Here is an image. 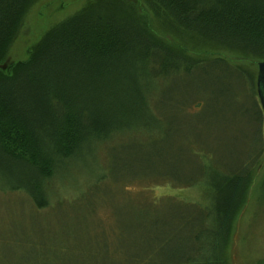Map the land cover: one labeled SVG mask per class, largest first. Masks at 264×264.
Instances as JSON below:
<instances>
[{
    "label": "trees",
    "instance_id": "1",
    "mask_svg": "<svg viewBox=\"0 0 264 264\" xmlns=\"http://www.w3.org/2000/svg\"><path fill=\"white\" fill-rule=\"evenodd\" d=\"M41 1L0 0V194L22 192L37 211L31 217L20 202L2 199L0 237L20 241L33 237L40 221L63 224L66 216H78L72 229L96 242L85 264H231L251 167L264 147L249 157L244 172H219L215 182L201 186L206 205L145 190L116 197L100 183L112 167L107 149L140 126L124 125L115 114L126 107L122 94L135 67L140 73L150 57L156 63L162 48L187 56L184 41L192 40L195 52L221 55L216 59L255 85V75L237 64L258 67L264 60V0H89L30 44L32 31L27 57L12 60V46ZM140 100L139 109L149 114V97ZM94 191L103 197H93ZM67 193L84 204L80 211L79 205L58 210ZM99 202L109 207L113 224L97 217Z\"/></svg>",
    "mask_w": 264,
    "mask_h": 264
},
{
    "label": "rangeland",
    "instance_id": "2",
    "mask_svg": "<svg viewBox=\"0 0 264 264\" xmlns=\"http://www.w3.org/2000/svg\"><path fill=\"white\" fill-rule=\"evenodd\" d=\"M87 1L42 0L40 6L28 14L21 40L12 46L10 58L25 59V47L32 31L30 44L53 24L81 9ZM47 3L50 7L42 10L41 5ZM168 37L176 41L174 35ZM187 42L183 45L189 51L187 56L177 49L162 48L156 63L150 57L151 62L140 73L139 68L133 70L128 86L125 84L127 90L122 94L126 107L115 114L124 120V125L137 121L140 126L138 132L117 136L113 147L107 149L112 167L100 183L101 191L116 193V197L123 192L151 191L158 198L171 196L185 203L206 205L205 200L200 201L201 186L215 182L219 172L226 175L233 171L244 172L243 169L250 165L249 157L264 147V113L256 87L258 67L237 64L255 75L254 85L246 74L216 59L221 55L195 52L189 47L193 41ZM17 44L20 48L15 51ZM202 49L212 50L205 46ZM230 55L231 52L222 53L223 57ZM142 96L149 97L151 114L139 109L143 108ZM254 100L262 111L261 121ZM251 168L252 185L236 221L231 264H264V150ZM127 186L131 190H126ZM67 195L64 202L59 199L58 210L79 205L80 211L84 204L71 200L73 194ZM88 196L84 194L80 198L85 200ZM94 196L103 197L97 191ZM2 199L21 203L31 217L37 212L22 192L0 194V202ZM98 204L97 217L106 225L113 224L109 207L103 202ZM54 213L52 211L45 218ZM66 217L63 224L40 221L36 226L37 233L33 237L20 238V241L0 237V264L88 262L96 242L72 229L71 226L79 223L78 216Z\"/></svg>",
    "mask_w": 264,
    "mask_h": 264
},
{
    "label": "water",
    "instance_id": "3",
    "mask_svg": "<svg viewBox=\"0 0 264 264\" xmlns=\"http://www.w3.org/2000/svg\"><path fill=\"white\" fill-rule=\"evenodd\" d=\"M257 94L264 113V60L258 62V73L256 79Z\"/></svg>",
    "mask_w": 264,
    "mask_h": 264
}]
</instances>
